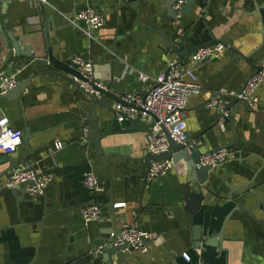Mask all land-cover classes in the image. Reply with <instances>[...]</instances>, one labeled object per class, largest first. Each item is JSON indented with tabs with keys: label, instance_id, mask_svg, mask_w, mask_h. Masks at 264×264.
<instances>
[{
	"label": "crops",
	"instance_id": "1",
	"mask_svg": "<svg viewBox=\"0 0 264 264\" xmlns=\"http://www.w3.org/2000/svg\"><path fill=\"white\" fill-rule=\"evenodd\" d=\"M164 1L46 0L45 15L36 0L0 2V75L26 81L18 96H0V117L22 136L28 134L14 152H0V264H194L198 258L206 264H264V209L247 211L256 200L252 192L260 191L264 181V84L257 90V103L239 100L240 110L232 111L233 122L227 118L223 129L218 107L207 104L212 96L221 98L220 89L239 90L256 71L254 66L264 68V0H194L192 11L181 20L167 15ZM87 6L104 20L92 33L83 22H68ZM39 18L53 28L58 56L68 60L80 55L90 61L93 74L110 84L116 96L146 93L169 60L179 59L172 42L181 53L212 38L225 44L219 57L192 66L199 89L185 107L188 136L202 153L226 148L229 156L209 171L202 185L204 200L191 220L183 210L182 162L152 181L145 178V134L152 118L118 122L112 109L93 104L101 135L98 155L86 122L88 97L79 88L40 73L45 68L28 61L24 67L14 66L20 56H11L1 69L3 35L31 32ZM189 54L183 56L184 67H191ZM140 74L148 79L141 80ZM100 97L112 108L114 101ZM230 99L221 98L220 107ZM85 127L89 135L84 141ZM57 141L62 143L59 149ZM26 164L51 181L43 193L19 197L21 186L8 189L3 184L12 170ZM88 173L99 181V190L83 185ZM110 197L113 223L106 207ZM91 204L101 208V217L85 222L80 210ZM123 223L151 234L148 251L125 248L110 261L101 252L94 256V248ZM191 226L199 228L198 241ZM182 252L191 259L184 260Z\"/></svg>",
	"mask_w": 264,
	"mask_h": 264
},
{
	"label": "built area",
	"instance_id": "2",
	"mask_svg": "<svg viewBox=\"0 0 264 264\" xmlns=\"http://www.w3.org/2000/svg\"><path fill=\"white\" fill-rule=\"evenodd\" d=\"M38 4H44L46 0H36ZM183 5V0H177L173 9L179 14ZM103 17L94 8L87 6L78 10L73 17L68 18L71 24L83 22L90 32L98 30L103 24ZM225 50V45L216 42L208 46H202L192 51L187 57V63L191 67H184L182 61L178 58L169 60L166 67L160 71L153 79L151 87L144 93L128 92L118 95L119 101L114 102L112 108L115 118L118 122L132 118H152V123L145 134L146 152L157 155L169 149V138L174 142L181 144L184 149L193 148L196 143L188 136L186 130V121L184 112L187 100L195 94L199 85L197 83L195 66L203 61L217 58ZM69 62L75 65L79 73L86 79L79 82V87L93 92L89 82L93 81L98 87H105L101 81H94L92 78V63L80 55H73ZM141 80L148 78L143 74L139 75ZM18 80L14 74L0 75V94L14 88ZM264 84V68L253 72L244 82L239 90L220 89L221 98H237L243 103L254 104L258 102L257 90ZM97 93V92H96ZM218 95V94H217ZM212 96L208 101V106L218 107V123L221 129L224 128V121L228 118V111L220 107V97ZM89 130L85 127L83 130L84 141L88 139ZM22 144V134L20 131L9 126L5 116L0 117V152L12 153ZM56 149L61 148L62 143H54ZM229 156V150L220 148L214 151L204 152L199 156L196 164L199 166L216 167L226 162ZM173 167L169 159H153L149 162L145 174L148 181L166 174ZM51 181V176L37 173L31 165H21L12 170L3 186L8 189L27 185L26 190L33 196L44 192ZM83 185L89 190H99L100 185L92 173L84 176ZM121 205V203L116 204ZM81 216L85 222L98 220L101 217V208L97 204L87 205L80 210ZM108 239L114 245L126 244L132 250H138L142 253L148 251V242L152 239L150 233L140 229L134 224L123 223L118 229L111 231ZM108 240L98 245L93 250V255L97 256ZM199 253V252H198ZM181 257L189 261L191 256L187 252H182ZM194 264H206L200 258Z\"/></svg>",
	"mask_w": 264,
	"mask_h": 264
},
{
	"label": "water",
	"instance_id": "3",
	"mask_svg": "<svg viewBox=\"0 0 264 264\" xmlns=\"http://www.w3.org/2000/svg\"><path fill=\"white\" fill-rule=\"evenodd\" d=\"M3 0H0V2ZM177 0H165L162 3V7L166 9L167 15L175 20H181V18L192 11V7L194 4V0H184V6L181 8L179 14L177 15L176 11L173 9V4L176 3ZM40 13L45 15V7L43 4H39ZM75 15V14H73ZM50 19V17H49ZM51 20V19H50ZM45 21H41L39 18L38 22L35 25V29L31 32H20V33H13L12 31H8L6 34L3 35L4 46L6 48V52L4 54L3 64L2 67H5L11 56H20L22 59L15 60L13 62L14 66H25V61H28V65L35 67L40 66L45 68L42 70V74H46L48 76L59 78L60 80L66 81L70 85H74L86 96L88 97L87 104L85 108L88 111L86 122L89 125L90 129V138L93 140L95 149L97 154H101L102 149L100 147V128L97 125V121L95 116L92 113V106L93 104H98L101 108L112 109L109 102H105L102 97L110 98L112 101L117 102L119 101V97L116 96L113 92H110V84L105 85V87H98L94 84L93 81L89 82L91 88L94 90L93 92L86 91L79 87V82L77 81H84L86 80L77 70L75 65H71L69 59L66 60L58 56L57 52L59 51L58 47H55L52 43L53 34L51 30L52 27L49 28L48 23ZM92 33V32H91ZM56 33L54 34V36ZM211 37H213L212 33L210 32ZM7 39L9 42H7ZM184 41L185 38H184ZM218 40L212 38V40L204 42L201 45L196 46L193 50L202 47L211 45ZM183 43V42H182ZM225 45V44H224ZM172 51H174L178 56L179 60L182 61L183 56H187L192 49L184 50L183 53L176 51L175 43L172 42ZM232 50V48H229ZM2 47L0 46V54L2 53ZM234 52H237L233 49ZM239 53V52H238ZM240 54V53H239ZM247 62L252 61V57L246 58ZM262 63H264V56L261 58ZM109 64V63H108ZM256 70H260L261 66H254ZM94 66L92 64V78L94 81H99L100 79L93 74ZM9 73H4L2 75H8ZM106 80H110V78H106ZM26 81H22L18 83L14 88L6 91L3 94H0L2 97L10 98L14 97L15 95H19L20 92L24 89ZM97 92V93H96ZM1 98V97H0ZM223 108L228 109V120H230L231 124L233 122V110H240L241 105L240 101L237 98H231L228 102H222ZM233 106V107H231ZM136 120L140 119L139 117L135 118ZM28 136V134H27ZM26 134L22 136L23 143H26ZM235 136L233 135L231 139V144L233 143ZM200 145H195L193 148L186 150L181 144L174 142L172 139L169 138V149L163 153L153 155L146 152L144 159L146 162H150L153 159H169L172 161L173 165H179L182 162L184 166V174L185 180L180 184V186L184 189V197H183V210L186 216L191 220L192 216L199 210L201 207V203L204 200V194L202 190V185L208 180L209 171L212 167L210 166H199L197 167L196 164L199 161V156L202 154L201 150L199 149ZM99 182V181H98ZM28 183L21 184L20 196L22 197L25 193H27L26 187ZM260 191H253L252 193L256 196V200L253 206L247 210L249 213L252 208H262L264 209V181L259 185ZM108 208V212L110 213V220H114L115 213H114V202L112 198H109L108 203L106 204ZM262 221V220H261ZM197 227V226H196ZM194 234L193 240L198 241L200 239V231L198 232L199 228H195L194 226ZM115 230V229H114ZM113 230V231H114ZM112 231V230H111ZM220 233L218 237L220 238ZM108 240V243L103 246L101 253L104 261L111 260V255L115 252L124 250L128 248L126 244L122 245H114L108 239V236L104 239ZM211 244V243H209ZM195 245V244H194ZM200 247L197 245L195 248ZM106 264V263H104ZM112 264V263H110Z\"/></svg>",
	"mask_w": 264,
	"mask_h": 264
}]
</instances>
